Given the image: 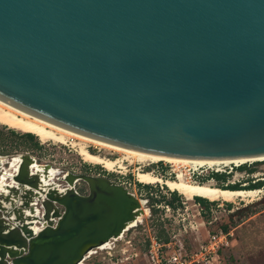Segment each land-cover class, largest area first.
<instances>
[{
    "label": "water",
    "instance_id": "water-1",
    "mask_svg": "<svg viewBox=\"0 0 264 264\" xmlns=\"http://www.w3.org/2000/svg\"><path fill=\"white\" fill-rule=\"evenodd\" d=\"M0 99L139 152L262 157L264 0H0ZM30 162L9 187L19 203L0 202V264H77L140 211L105 176L66 172L86 193L44 191ZM33 197L36 233L22 212Z\"/></svg>",
    "mask_w": 264,
    "mask_h": 264
},
{
    "label": "rangeland",
    "instance_id": "rangeland-1",
    "mask_svg": "<svg viewBox=\"0 0 264 264\" xmlns=\"http://www.w3.org/2000/svg\"><path fill=\"white\" fill-rule=\"evenodd\" d=\"M88 150L97 152V148L91 145L88 146ZM19 153L31 155L39 163L52 164L58 169V175L72 172L118 180L137 194L141 192L142 197L146 199V203L142 204L144 214L140 221L127 229L121 238L111 240L113 243L108 247L94 250L83 264H150L147 260L146 236L158 234L171 244L169 249L164 250L182 249L186 253L197 249L201 244H207V238L217 232L218 228L224 229L230 235H227L226 244H221L216 249L215 258L208 262L203 261L202 264H264V160L248 162L239 165L240 167L234 165L231 168L222 167L221 171L217 172L216 179L211 175L215 171L205 166L195 170L186 166L180 167L179 171L186 180L199 183L213 181L217 186L229 185L260 190L256 196L259 197L253 200L236 198L233 202H227L203 198L206 205L198 204L195 197L192 200H185L178 192L171 191L162 184L152 183L146 186L145 183L137 181L135 174L141 167L139 163L130 165L124 163L123 168L114 165L115 171H107L100 165L83 161L68 144L40 143L32 134L22 133L0 124V155L8 159ZM144 169L163 176L161 177L163 179H174L176 173V170L164 162L152 164ZM133 177L139 183L133 180ZM257 182H261L260 185L248 187ZM60 184L65 185L64 182ZM75 190L80 194L86 193V184L78 180L75 183ZM150 204H157L159 207L149 208ZM168 205L173 207L172 210L164 209ZM213 217L215 220L211 224L207 223ZM106 251H109V256ZM200 256L203 257V251Z\"/></svg>",
    "mask_w": 264,
    "mask_h": 264
},
{
    "label": "bare ground",
    "instance_id": "bare-ground-1",
    "mask_svg": "<svg viewBox=\"0 0 264 264\" xmlns=\"http://www.w3.org/2000/svg\"><path fill=\"white\" fill-rule=\"evenodd\" d=\"M0 124L5 125L8 128L14 129L22 133H29L34 135L40 143L51 142L53 144H68L74 149L76 154L85 162L97 164L102 166L107 171H115L113 169L114 165L118 168H123V164L128 165L133 163L141 164L138 168L135 177L136 180L145 183H159L166 186L171 191H176L185 200H192L195 196L208 199L210 201H227L233 202L234 199H255L259 193V188H223L214 184L213 181L196 182L190 181L183 178V174L179 171L180 167H190L195 170L202 166L208 169H212L215 172L221 171L222 167H230L234 165L239 166L248 162L263 161L264 156L231 160V161H195L179 158L164 157L144 152H139L131 150L128 148L120 147L117 145L102 142L85 135L76 133L74 131L65 129L43 119H40L30 113H27L13 104L0 99ZM93 146L97 148V152H90L88 146ZM101 152V153H100ZM24 155L19 153L9 159H2L0 156V202L3 206L11 207L16 206L19 203V198L9 191V187L16 186L18 184L12 180L13 174L16 172L19 163L21 162V157ZM106 155L113 156L112 158ZM31 162L29 165V171L31 173L37 174L40 178L41 186L44 191L49 188H53L58 192H63L66 188L73 187L75 189V181L71 184L61 185L60 182L63 181V175H58V169L52 166L50 163H39L33 156L29 155ZM158 162H164L169 164L174 170H176L174 179H163L160 176L153 173V171H146L144 168L152 164H157ZM230 165V166H229ZM128 168V167H127ZM125 169V168H124ZM172 170V169H171ZM224 170V169H223ZM4 196H9L10 201L4 202ZM30 208L23 209V214L29 216V222H26L33 233L38 232L42 227L46 225V221L41 218L40 209L35 203V197L31 200ZM142 200L139 201V213L133 217L132 220L125 224L124 229L121 233L113 238H110L101 245L90 249L84 256V258L77 264H83V261L94 252L96 249H104L110 245L111 240H117L122 237V234L134 226L144 214ZM52 220V218H51Z\"/></svg>",
    "mask_w": 264,
    "mask_h": 264
},
{
    "label": "built area",
    "instance_id": "built-area-1",
    "mask_svg": "<svg viewBox=\"0 0 264 264\" xmlns=\"http://www.w3.org/2000/svg\"><path fill=\"white\" fill-rule=\"evenodd\" d=\"M133 180H135V177H133ZM115 182L125 187L138 200L144 201V204L146 203V199L142 197L143 194L141 192H138L137 194L136 191L128 188V186H126L124 183L119 182L118 180ZM156 205L150 204L149 208L159 207L158 205ZM168 206H166L164 209L166 211H168L169 209L172 210L173 207L171 205L169 207ZM213 220H215L214 217L212 220L210 219L209 221H207V223L211 224ZM222 231L223 230L221 228H218L217 232H214V234H212L210 238H207V244H201L197 249L191 250L186 253L183 252L182 249L181 251H175L173 249L171 251H166L164 249H169L171 245L169 241L162 242L156 235L146 236L148 245V249L146 251L148 258L147 260L150 262V264H202L203 261L208 262L209 260H213L215 258L216 249L221 244H226V240L228 237L227 235H230V233L227 231ZM201 250L203 251V257L200 256L202 254ZM106 253L108 256L110 255L109 251H106Z\"/></svg>",
    "mask_w": 264,
    "mask_h": 264
},
{
    "label": "trees",
    "instance_id": "trees-1",
    "mask_svg": "<svg viewBox=\"0 0 264 264\" xmlns=\"http://www.w3.org/2000/svg\"><path fill=\"white\" fill-rule=\"evenodd\" d=\"M26 134H29V133H26ZM34 136V135H33ZM30 137H32L30 135ZM240 167V166H239ZM212 177H215L214 179H216L217 177V172H214V173H211ZM261 182H257V183H253V184H250L248 185V187H254V186H258L260 185ZM147 186V185H146ZM219 187H227V188H230V189H235L236 187L235 186H229V185H225V186H222L220 185ZM237 189V188H236ZM198 203L200 204H206L205 200L203 198H200V197H195L194 198ZM207 205V204H206ZM224 230V229H223ZM225 231V230H224ZM157 237L162 241V242H165L166 241V238L162 239L158 234H157Z\"/></svg>",
    "mask_w": 264,
    "mask_h": 264
},
{
    "label": "crops",
    "instance_id": "crops-1",
    "mask_svg": "<svg viewBox=\"0 0 264 264\" xmlns=\"http://www.w3.org/2000/svg\"><path fill=\"white\" fill-rule=\"evenodd\" d=\"M0 156H1V155H0ZM1 157H2V156H1ZM9 158H10V157H9ZM9 158H8V159H9ZM2 159L4 160L5 158L2 157Z\"/></svg>",
    "mask_w": 264,
    "mask_h": 264
},
{
    "label": "clouds",
    "instance_id": "clouds-1",
    "mask_svg": "<svg viewBox=\"0 0 264 264\" xmlns=\"http://www.w3.org/2000/svg\"><path fill=\"white\" fill-rule=\"evenodd\" d=\"M195 197H197V196H195Z\"/></svg>",
    "mask_w": 264,
    "mask_h": 264
}]
</instances>
